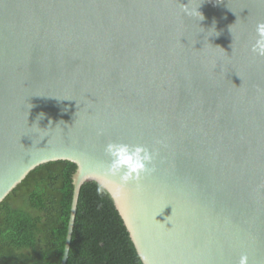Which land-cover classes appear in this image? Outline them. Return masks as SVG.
<instances>
[{"label":"water","instance_id":"water-1","mask_svg":"<svg viewBox=\"0 0 264 264\" xmlns=\"http://www.w3.org/2000/svg\"><path fill=\"white\" fill-rule=\"evenodd\" d=\"M259 21L262 0H0V204L77 165L67 264L105 145L139 144L155 172L112 199L143 264H264Z\"/></svg>","mask_w":264,"mask_h":264},{"label":"trees","instance_id":"trees-1","mask_svg":"<svg viewBox=\"0 0 264 264\" xmlns=\"http://www.w3.org/2000/svg\"><path fill=\"white\" fill-rule=\"evenodd\" d=\"M77 165L32 171L0 204V264H61ZM98 184L81 190L67 264H143L112 197Z\"/></svg>","mask_w":264,"mask_h":264},{"label":"clouds","instance_id":"clouds-1","mask_svg":"<svg viewBox=\"0 0 264 264\" xmlns=\"http://www.w3.org/2000/svg\"><path fill=\"white\" fill-rule=\"evenodd\" d=\"M250 51L254 56L264 58V21L255 25ZM97 134L103 135V130ZM104 155L106 160L98 166V195L107 192L113 198L122 197L127 185L135 183L139 186L145 176L155 172V168L150 165L157 153L143 145L110 141L104 147ZM239 264H248V257L241 256Z\"/></svg>","mask_w":264,"mask_h":264}]
</instances>
